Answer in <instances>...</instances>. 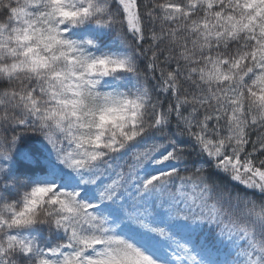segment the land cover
<instances>
[{"label":"snow or ice","instance_id":"snow-or-ice-1","mask_svg":"<svg viewBox=\"0 0 264 264\" xmlns=\"http://www.w3.org/2000/svg\"><path fill=\"white\" fill-rule=\"evenodd\" d=\"M0 264H264V0H0Z\"/></svg>","mask_w":264,"mask_h":264}]
</instances>
